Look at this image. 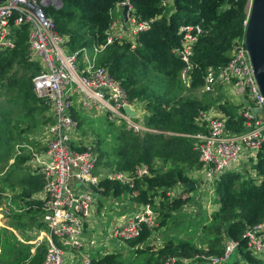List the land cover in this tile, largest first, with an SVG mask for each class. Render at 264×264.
Returning a JSON list of instances; mask_svg holds the SVG:
<instances>
[{
    "label": "trees",
    "instance_id": "obj_1",
    "mask_svg": "<svg viewBox=\"0 0 264 264\" xmlns=\"http://www.w3.org/2000/svg\"><path fill=\"white\" fill-rule=\"evenodd\" d=\"M122 1L125 0H62L59 8L48 6L45 11L53 19L57 33L65 38L67 50L75 52L106 42L116 18L113 9ZM128 1L131 6L129 15L136 21L152 19L149 28L136 33L133 40L115 37L99 53L98 64L119 82L131 102L144 107V120L150 130L134 133L122 125L114 152L115 161L109 163L106 160L108 154L100 152L96 157L95 172L101 173L100 170L107 166V170L133 173L136 166L141 165H147L149 171L135 177L132 186L101 178L94 190L99 197L109 201L129 196L130 201L139 205L149 203L157 212L159 227H162L190 200L189 196L170 197L168 191L186 182L195 183L190 172L202 168L195 140L190 136L206 130L195 121L198 111L215 105L225 117L228 132L237 134L245 128L246 118L239 111L240 104L229 100L223 85L218 84L213 92H203L199 96L183 94V88L187 87L186 91L190 93L201 92L207 68L221 67L229 61L233 42L244 34L247 0ZM185 24H199L202 28L190 57L189 86L181 81L180 72L185 63L175 52L180 47L179 28ZM15 33L14 47L0 49V170L3 161H8L14 151L11 144L14 140L10 141L8 133L12 111L5 103H17L20 110L15 115L16 120L25 118L30 130L38 125L33 117L36 111H44L43 115L46 113L38 130L52 121L50 108L33 91L32 78L39 72L40 66L28 57V29L23 26L15 29ZM3 98L7 102L4 103ZM82 112L73 111L78 122L77 132L81 134L80 116L90 114ZM107 123L111 129L119 128L112 122ZM84 148L80 146L77 149ZM15 158L13 184L15 188L20 187L15 196L18 211L41 213L35 227L36 234L46 228L42 220L40 196L37 195L42 191L44 179L38 169L32 170L22 163L27 160H23V154ZM250 162L248 171L228 170L214 179L217 208L203 227L208 241L205 250L188 239H168L158 248H147L146 242L156 228L143 224L137 237L119 241L121 249L141 253V263L125 260L121 252L112 251L92 258V264H164L172 256L178 259L175 264H182L183 258L223 255L227 241H236L237 245L223 264H264V254L259 257L250 251L244 237L245 230L264 217V142ZM4 175L0 174L1 199L4 193L11 190L10 183L3 187V179L13 174ZM182 189L188 194L187 189ZM3 233L7 231L0 228V245H3ZM140 244L146 245L141 248ZM45 250L44 242L33 252L18 249L11 264H42Z\"/></svg>",
    "mask_w": 264,
    "mask_h": 264
},
{
    "label": "built area",
    "instance_id": "obj_2",
    "mask_svg": "<svg viewBox=\"0 0 264 264\" xmlns=\"http://www.w3.org/2000/svg\"><path fill=\"white\" fill-rule=\"evenodd\" d=\"M251 1L247 0V16ZM124 5L128 6V25L122 20L121 10ZM48 6L59 8L61 0L1 1L0 49L14 47L15 29L23 26L28 29V57L40 66L39 72L32 78L33 91L48 105L52 117V121L41 131L46 145L45 158L40 159L38 153H33L38 172L44 179L40 200L42 220L46 224V228L36 232L33 244L38 246L46 243L42 264H64V255H67L64 248L79 249L82 246L78 236L82 231V224L95 212L98 194L94 187L100 179L118 180L132 186L135 177L149 171L147 165H141L137 166L133 173L117 170L96 173V156L92 147L83 145V150L77 149L80 138L77 132L78 122L73 116V111L100 113L107 121L123 125L134 133L150 130L144 118L140 117L142 113L136 108L140 105L131 102L119 82L109 75L105 67L98 64V56L115 37L126 38L125 31L128 29L129 34L134 36L139 31L148 29L152 19L136 21L129 15V1H122L115 4L113 9L115 14H121L120 29L113 31L118 25L115 18L104 44H94L91 48L83 47L79 51L67 52L64 49L65 38L57 33L53 19L45 11ZM246 21L247 17L244 25ZM178 32L181 34L180 47L175 52L185 63L180 78L185 85H189L190 57L202 28L199 24H185ZM218 84L230 85L238 96L245 100L242 114L246 118L245 128L249 129L237 134L230 133L221 113H216L214 109L198 111L195 121L206 130L190 136L195 140L202 172L206 180L212 183L225 171L239 170L243 158L255 159L264 142V97L253 74L244 45V35L233 42L230 59L225 65L207 68L201 91L213 92ZM125 105L135 110V117L124 112ZM251 108L259 109L256 116L252 115ZM24 146L32 150L30 145ZM18 154L20 150H17L16 155ZM183 187V184L173 187L168 191V195L186 198L188 195L183 191ZM157 216V212L149 203L141 204L122 217L124 219L115 221L109 238L118 241L135 238L140 234L143 224L149 228L154 227ZM244 237L250 251L259 257L263 255L264 217L248 227ZM236 245V241H227L223 255L202 256L201 264H223ZM105 253L110 252L108 250ZM177 260L172 256L167 258L164 264H175ZM191 260L192 258H183L181 263L189 264ZM81 264H92V258L84 255Z\"/></svg>",
    "mask_w": 264,
    "mask_h": 264
},
{
    "label": "rangeland",
    "instance_id": "obj_3",
    "mask_svg": "<svg viewBox=\"0 0 264 264\" xmlns=\"http://www.w3.org/2000/svg\"><path fill=\"white\" fill-rule=\"evenodd\" d=\"M116 18L118 25L117 27H114L113 31H115L116 29H120V12L116 13ZM125 34H131H129V29L125 31ZM127 38L128 40H133L132 35L128 36ZM64 49L69 52L66 48V45ZM78 65L80 66L79 61ZM181 86L182 85L179 84V88H181ZM186 88L187 87L183 88V94L186 95L199 96L203 93L202 91H193V93H190L186 91ZM5 100L6 99L3 98L4 103L7 102ZM16 104L17 103H5L7 109L12 111V120L9 123L10 131H8V133L10 141L11 139L14 140L11 141V144L14 147V151L11 153V155H9L10 158L8 159V161H3L4 163L1 166L2 169L0 170L3 171V174L5 173V175L13 174L11 177L3 179V187L9 185L10 183L11 188L9 189L11 190L3 194V199L0 198V208L2 209V211L0 212V228H3L7 231V233H3V245H0V264H11V261L16 256V251H18V249L29 250V252H33L35 250L36 246L35 244H33V241L35 240L36 234H34V232L36 231V224H38L39 218L41 217V213L39 212L18 211L20 209L18 208L17 198L15 196L18 194V190L20 187L18 186L17 188H15V184H13V181L15 179L13 167H16L17 160L15 161V156L17 150H20V154L18 155H24L23 160L27 158V160L22 163L25 164L31 158L32 152L28 149V147L24 146V144L30 146L36 144L37 136L41 130L38 129L42 126V124L40 123L44 121L46 113L45 115H43L44 111H36L35 113H33L35 122L38 125L32 127L33 129L30 130L29 127L26 126L28 125V123L26 122L25 118L22 121L16 120L15 115L20 110L19 106H16ZM214 107L216 108L215 105ZM136 108L142 113L140 117L143 119L144 116H146L144 107L136 106ZM89 113L91 115H85L83 113V115L80 116L82 121L80 130L82 134L79 132L78 133L82 142H80L79 140L80 143L77 144L79 145V147H82L83 144L90 145L96 157L100 152L102 154L107 153L108 158L106 160L109 163H112V161H115L114 152L116 150V146L118 145L117 137L122 133L121 131L123 128L121 127L123 126L119 125V128L115 127L111 129L107 121L103 119L104 117L100 116V113ZM35 129H37V131H33ZM20 160L21 158L19 159V161ZM249 167L250 163H248L247 160V164H244L243 167L239 170L248 171ZM106 168L107 166L103 169L101 168L102 170H100V168H98L97 170L103 172L108 169ZM202 170V168H197L193 169L190 172L191 178L195 181V187L192 190H188L190 200L184 206V208L177 211L175 213V216H171L167 220L166 225H163L162 227H159L160 218L158 216L156 217V230L153 232V235L150 236L151 240H148L146 242V244H148L147 248H158L160 247L161 242L164 243V241L168 239H174L176 241L188 239L202 249H206V243H208V241L207 239H205L203 227L205 223L210 219L212 212L215 211L214 209L216 208V201L214 195V180L213 183L206 180ZM12 200L15 202L14 204L11 202ZM128 203L129 196H125L124 198L115 201H109L103 197L97 196V203H95L94 210L98 208L102 215L95 218L94 216H96V214H94L93 212V214L87 218L85 223L82 224V231L78 236L79 240L82 243V246L79 249H70L68 247H65L64 250L67 255H64V264H81L84 255L87 254L90 256V258H95L102 255V253H105L108 250L109 252L119 251L122 253L123 259L141 263L143 261V255L141 253H134L125 250L124 248L121 249V247L117 245L119 244L118 240L109 238L111 227L115 223V221L117 219L121 220L122 217H125L130 213L127 211V208L130 209V206L128 205V207H126ZM113 213H116L117 217L114 218ZM160 237L163 239V241H161ZM146 244H140L139 247L144 248ZM201 259L202 257H194L192 258L190 263L201 264Z\"/></svg>",
    "mask_w": 264,
    "mask_h": 264
},
{
    "label": "water",
    "instance_id": "obj_4",
    "mask_svg": "<svg viewBox=\"0 0 264 264\" xmlns=\"http://www.w3.org/2000/svg\"><path fill=\"white\" fill-rule=\"evenodd\" d=\"M3 0H0V2ZM62 4V0H61ZM128 6L124 5L121 11L122 20L128 25ZM244 45L248 53L250 63L253 69V74L259 90L264 97V0H252L248 9V16L246 25L244 28ZM124 112L135 117L136 112L129 105L123 107ZM259 109L251 108V113L256 116ZM249 127L244 128L248 130ZM183 186L187 190H191L195 187L192 182L183 183ZM74 206V205H73ZM73 206L70 208L73 209Z\"/></svg>",
    "mask_w": 264,
    "mask_h": 264
},
{
    "label": "crops",
    "instance_id": "obj_5",
    "mask_svg": "<svg viewBox=\"0 0 264 264\" xmlns=\"http://www.w3.org/2000/svg\"><path fill=\"white\" fill-rule=\"evenodd\" d=\"M128 36H131V35H127L126 36V38L128 37ZM223 88H224V90H225V94H226V96L229 98V100L230 101H232L233 103H236V104H240V108H239V111H243V109H244V106H245V100L242 98V97H240V96H238V94L235 92V90L233 89V87H231L230 85H223ZM241 102H242V105H241ZM210 109H214L215 110V112L216 113H220L219 111H218V109H216L214 106H212ZM49 114H50V110H49ZM51 122V121H50ZM50 122H48V123H50ZM47 123V124H48ZM47 124H45V125H43V127L41 128V129H43ZM42 130H40V132H39V134H38V136H37V139H36V144L35 145H33V146H31L32 147V150H31V152H32V156H31V158L25 163L26 165H28L29 167H30V169H32V170H35V169H37V162H36V160H35V157H34V155H33V153H38L39 154V156H40V159H44L45 158V149H46V145H45V142L43 141V135H42V132H41ZM37 143H38V145H37ZM252 159V157H249V158H243L242 160H241V168L243 167V165L244 164H247V160H248V163H251L250 162V160ZM11 161V160H10ZM246 161V162H245ZM3 173V171L0 173V174H2ZM201 184H202V182H201ZM41 193H42V191L41 192H39L37 195H41ZM188 195V194H187ZM189 196V195H188ZM97 203V202H96ZM128 205L130 206V209L129 208H127V211L128 212H131V210H133V209H136L138 206H139V204H137V203H134L133 201H130L129 200V203L126 205V207H128ZM215 206H216V203H215ZM97 207H98V205H97ZM216 208H217V206H216ZM215 208V209H216ZM214 209V210H215ZM100 210L98 209V208H96L95 209V212H94V214H96V216H94L95 218H97L98 216L100 217L102 214L100 213ZM114 214V218L115 217H117V215H116V213H113ZM122 219H124V218H122ZM161 238V237H160ZM162 239V238H161ZM151 240V239H150ZM163 240V239H162ZM162 243V242H161ZM118 246H122V244H117ZM114 249V248H113ZM102 254H104V253H102ZM202 263V262H201ZM189 264H191V263H189ZM197 264H199V263H197Z\"/></svg>",
    "mask_w": 264,
    "mask_h": 264
}]
</instances>
